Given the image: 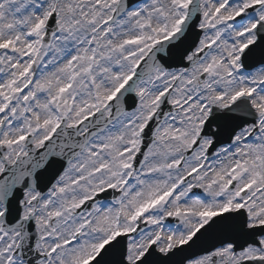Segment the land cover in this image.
<instances>
[{
    "label": "snow or ice",
    "instance_id": "6c2138e0",
    "mask_svg": "<svg viewBox=\"0 0 264 264\" xmlns=\"http://www.w3.org/2000/svg\"><path fill=\"white\" fill-rule=\"evenodd\" d=\"M0 264H264V0H0Z\"/></svg>",
    "mask_w": 264,
    "mask_h": 264
}]
</instances>
